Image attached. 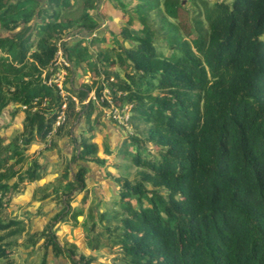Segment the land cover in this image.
I'll list each match as a JSON object with an SVG mask.
<instances>
[{"label": "trees", "instance_id": "trees-1", "mask_svg": "<svg viewBox=\"0 0 264 264\" xmlns=\"http://www.w3.org/2000/svg\"><path fill=\"white\" fill-rule=\"evenodd\" d=\"M137 1L122 12L130 26L87 41L125 77L106 72L107 83L94 82L86 114L95 100L112 111L128 105L137 128L106 151L123 160L115 165L119 184L87 241L117 252L116 264H264V0ZM98 2L0 0V115L10 105L13 114L24 111L27 133L12 147L0 136V261L25 226L5 214L12 192L47 168L35 161L23 170L26 148L36 135L47 138L62 111L57 131L78 115L73 96L48 81L59 48L70 60L83 42L65 36L98 27L90 13ZM109 40L114 54L106 56L101 46ZM90 88L72 92L83 102ZM98 150L81 135L70 164L84 163L61 164L66 206L54 219L77 215L70 202L85 189V163ZM51 226L29 235L43 250L40 264H52L50 252L94 264L76 247L62 248Z\"/></svg>", "mask_w": 264, "mask_h": 264}, {"label": "rangeland", "instance_id": "rangeland-1", "mask_svg": "<svg viewBox=\"0 0 264 264\" xmlns=\"http://www.w3.org/2000/svg\"><path fill=\"white\" fill-rule=\"evenodd\" d=\"M137 3H139L137 0H99L97 6L90 10L99 23L98 27L92 32L75 28L65 36V39L71 44L77 40H83V42L70 60L61 59L62 55H57L59 69L55 72L54 82L58 80L57 82L62 88L61 93L64 96L68 93L73 96L78 115L64 123L60 131H57L56 127L58 122L64 121L65 117L64 119L58 118L53 131L45 140H40V137L36 135L30 141L29 147L26 148L20 161L23 170H26L35 161L46 165L47 168L40 179L30 182L21 191L11 194L12 200L5 214L8 213L11 217L24 220L25 226L21 233L17 234L16 243L9 245V258L2 259L0 264H40L43 250L33 247V244L29 242V235L36 231H42L49 224H52L50 229L55 231L58 244L62 248L76 247L78 252L92 258L94 264H116L117 252L109 251L104 247L92 248L87 241V236L90 224L94 219H98L99 211L108 207L105 202L109 200L119 184L113 181V177L120 174L121 170L115 165L123 160L120 157L107 155L106 151L110 147L115 148L127 134L134 133L137 128H134L129 122L131 111H126V108L117 107L121 116L127 114L129 117L128 120L121 121L119 119V121L111 116L112 111L109 107L97 103L95 100L92 111L86 114L85 104L96 91L94 82L97 84L107 83L104 79L106 72H110L111 76L118 73L121 77H125L121 67L105 65L97 56L99 52L87 41L92 36L106 33L110 27L114 29V32H119L122 27L130 26L127 25L125 18H122V12L126 9H128L127 11L131 10ZM183 3L188 6L191 4L188 0H184ZM114 5L117 8H114ZM109 38H111L110 35ZM116 38H118L117 35ZM112 44L113 40H109L108 43L101 46L102 51L106 52V56L114 54L111 49ZM95 69H99L100 72L97 73ZM113 80L115 81L112 77L110 81ZM87 87H92L89 90L88 98L83 102L78 101V97L73 95L72 90L78 92L80 88ZM104 92L108 93L109 89L105 88ZM14 109L15 107L10 105L0 115V136L3 137V146L12 147L16 142L20 143L23 136L27 135L24 128V111L13 114ZM139 128L143 129L141 124ZM81 135H86L90 137L91 141L97 143L98 154L85 163L88 168L86 187L82 191H75V198L70 202V208L75 213L77 212V215H68L65 220L54 219L59 211L66 206V198L63 194L67 190L65 188L67 179L63 176L66 170L61 164L64 161L65 164H70L72 155L79 147ZM0 146L2 145L0 144ZM83 163L79 160L76 164L72 162L70 165L75 170L77 165ZM126 175L127 173H124L125 177ZM42 241L43 239L41 243ZM48 257L52 264H72L64 254L56 256L50 252Z\"/></svg>", "mask_w": 264, "mask_h": 264}, {"label": "built area", "instance_id": "built-area-1", "mask_svg": "<svg viewBox=\"0 0 264 264\" xmlns=\"http://www.w3.org/2000/svg\"><path fill=\"white\" fill-rule=\"evenodd\" d=\"M58 54L62 55L61 59H62V58H65V59L67 58L65 55H63V50L61 49V47L59 48V51H58L57 55H58ZM57 57H58V56H57ZM57 64H58V63H57ZM55 78H56V77H55V74H54V75L49 79L48 83H49V84L53 83V82L55 81ZM57 81H58V80H57ZM57 81H56L55 83H57V85H58L59 87H61L60 84H59ZM92 97H93V98H96L94 95H93ZM87 102H88V100H87ZM65 107H66V105H63V108H65ZM123 108H126V111H129V112H130V106L125 105ZM111 111H112V110H111ZM125 113H126V112H125ZM61 114H62V115L59 116V118H60V119H64V117H65V115H64V111H62ZM111 114H112L113 117L117 118L118 120L120 119L121 121H122L123 119L128 120V118H129L127 114H124V115L121 116L119 110L117 109V107L113 109V111H112ZM120 120H119V121H120ZM58 123H60V122H58Z\"/></svg>", "mask_w": 264, "mask_h": 264}]
</instances>
